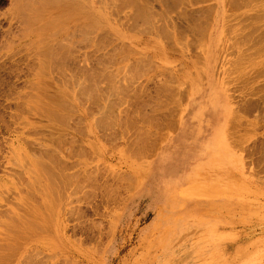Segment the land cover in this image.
Listing matches in <instances>:
<instances>
[{
	"label": "rangeland",
	"instance_id": "obj_1",
	"mask_svg": "<svg viewBox=\"0 0 264 264\" xmlns=\"http://www.w3.org/2000/svg\"><path fill=\"white\" fill-rule=\"evenodd\" d=\"M21 1L23 0H16V2L15 0H0V63L2 64H0V264H264V17L256 19L257 13L261 12L260 14H264V0H244L243 8H240L239 11L233 10L234 7L231 6L234 0H229L231 4L228 0H204L201 3L199 2L195 8H201L202 16L204 15L203 17L206 18L204 20L208 23L205 24V27L206 25L208 26L205 28L207 36L204 34L206 38L200 37L202 38L201 42L204 41L203 38L205 39L203 47L201 42L198 45L199 38L192 36L191 38L189 35L185 37L186 39L181 40L179 46L174 47L164 35L158 34L155 30L154 33L149 31V26H147L149 23L147 21L144 22L146 19L143 18L146 17L142 16L145 14L142 9L143 6L149 5V8L145 7V9L148 13H151V16H156V12L159 10L157 0H150L152 3L147 0H130L132 2H140L137 4V6L139 5L138 7L134 6L137 2H134L135 4H132V6L128 0H119L118 3V0H109L111 3H106L108 0H71L73 4L69 2L70 0H60L64 2L59 4H57L59 0H53L52 2H50L51 0H45L46 2L42 4H47L48 6L50 3L48 7H42L40 0H30V3L33 1L39 2L36 5L33 2V9L37 7L39 11L49 9L46 10L47 16L45 17L46 11L43 14L41 13L42 11L39 13H37L38 11L34 12L33 9L27 8L29 5L27 0H25L28 6L24 1L23 3L26 5L27 10L22 7L23 5H20L23 4ZM101 1L105 3L102 2L100 4ZM126 1L132 7L128 5L125 9ZM53 2H57V6ZM82 2L88 5H80L79 3ZM113 2H115V5ZM121 3L123 9L121 8ZM40 4L42 8L39 6ZM105 4H110V6L112 4L114 6L116 4L120 5V7H116L118 9L121 8L120 16L118 15V10V14L114 12V6L106 8L107 5ZM19 5L21 8H19ZM77 5L82 8L85 6V13H82V8H78ZM73 7L78 8L75 10L77 14L80 13V16L76 14ZM88 7L89 9H87ZM131 8L136 9H133L135 11H133L135 13L133 16L134 20L131 17L133 15ZM155 8L158 10L156 11ZM24 9L26 10L24 13L27 16H24ZM68 9H71L72 12L71 10L68 11ZM202 9L207 11L203 14ZM29 10H33L36 14H32L33 12H29ZM88 10L90 13L92 11V13H87L86 11ZM122 10H124V14ZM138 10L139 12L137 13L136 11ZM13 12L17 15L21 14L23 17L20 16L19 19ZM64 12L69 13L65 15L66 13L64 14ZM71 13L72 15H70ZM31 14L33 16L38 14L39 19ZM60 14L64 15V17L66 16L67 19L71 18L70 21L66 20L65 17L63 18V20L65 19V22L63 21L65 24H63L60 21L62 18ZM85 14L90 18H97H92V20L89 18L87 20L88 16L86 17ZM238 14L241 15L239 18L237 17L239 16ZM15 15L16 17L14 18ZM54 15L61 17L59 20L55 16L60 21L57 20L58 24L56 19H53L55 18ZM91 15L93 16L91 17ZM8 16L12 19H18L12 23V19ZM47 18H50V20ZM129 18L130 21L127 20ZM136 18L138 23L136 24L140 26L142 23L140 27L142 25L144 27L146 24L147 31L144 29L145 27H142L143 31L142 28L140 30L137 29L136 24L132 23ZM153 18L156 17L153 16ZM32 19L35 22L34 24H32L33 22L29 23ZM21 20L30 25H24L22 22L21 25L24 27H19L20 24H17V21L21 23ZM37 20H41L43 23ZM45 20L49 22L52 20L51 23L54 29L51 23H49L51 27L48 25L51 29H48V22L46 23ZM95 21L98 22L94 23ZM53 22L56 24H53ZM66 23L70 26H65ZM78 24L82 28L78 29L79 31L76 28L75 31L74 26L76 25L79 28ZM83 24H87V29L90 26L96 32L92 31L94 34H91L90 29L87 32L90 34L88 35L86 33L87 29H85L82 30V34L81 29L85 27ZM256 24H259V26ZM44 25L47 27L44 28L47 31L45 33L51 34L52 38L55 39L54 41L50 40L52 39L49 38L50 35H47V42H44ZM62 25L65 26H63V29H65L62 32L60 31L61 33L58 31L60 34L59 38L56 30L57 28L62 29ZM92 25L96 26L97 29L94 26L92 27ZM227 25H231L229 26L231 30ZM8 26H11L10 29L12 28L9 35L6 33L7 30L9 32ZM34 27L38 30L34 31ZM15 28L17 31L13 30ZM19 28L20 30H18ZM25 28L26 30L30 29V31L24 30L26 33L23 31L22 33L19 32ZM254 28L256 29L254 30ZM39 29L42 34L39 33ZM73 29L75 32H73ZM12 30L15 31L14 35ZM18 32L22 36L24 35V38L20 34L21 37L16 35ZM3 33H5V36H3ZM52 33L56 35L54 34L53 36ZM68 33H72L70 34L71 36ZM27 34L31 38H28ZM257 35L260 37L263 35V37L260 38ZM13 36H16V39ZM68 37L75 44L72 41L68 44L67 41L70 42ZM87 37L89 38L86 39ZM62 39H68L64 42H67L69 47L74 44V49L73 47L72 49L75 52L71 47L68 48L69 51L67 49L66 53H69L70 50L72 51L66 57L64 56L65 50L63 49L64 51H62L66 43H62V45L60 43ZM31 40L33 41L31 42ZM77 40L80 44H78ZM81 40H83L82 43ZM48 41L49 44H47ZM90 41L96 45L90 43ZM196 41L198 42L196 43ZM58 42L60 44L55 46V43ZM52 43H54V48L62 45V48L60 47L61 51L59 48L54 49L55 51L59 49L58 53L61 52L62 61L60 58H55L57 61L59 59L58 63L53 58L54 61L51 60L52 65L54 64L58 68L63 62L65 64L70 62L66 65L75 67L68 66L69 69L65 64H63L65 67L63 65H61L63 68L60 67L64 69V72H62L63 76L66 77L67 74V77L69 75L71 78L62 77L63 80L61 79V81L62 74H59L63 70L60 71V68L58 70L54 68L55 70L50 71V67L53 66L51 64L48 66L47 62L51 63L49 60L52 59L50 55L56 57L57 53L54 55L53 52L55 51L50 47ZM244 43H247V45ZM42 45L43 47H41ZM75 45L76 47L79 46V49L80 47L84 49L85 52L78 50ZM89 45L90 47L85 48ZM44 46L49 47L44 48ZM39 49L40 53L48 55L47 57L45 56L44 60L43 55L39 52V57L38 55L35 56L37 60L41 58L44 61L45 64L42 62L44 66H40L41 61L37 63L33 57ZM46 49L48 50L46 51ZM49 49L50 53L48 52ZM18 51L20 52L18 53L19 55L17 54ZM29 51L32 53L30 54ZM73 52L74 58H71ZM81 52L86 58V65L82 62L84 58ZM87 52L96 53L95 55L91 53L92 56L90 58L87 56V59ZM11 53L14 54L12 55ZM24 54H28V56ZM11 55L15 59L17 58L18 64L14 58H11ZM57 56L59 55L57 54ZM76 57L78 59L82 57L79 59L82 67L79 64L78 67L77 64L73 63ZM9 58L11 59L9 60ZM24 58L25 62H22V64L24 63L22 65L21 60L24 61ZM32 59H35L33 65ZM88 62L89 64L91 62L96 64L91 63L93 65L90 64V66ZM55 63L58 64L55 65ZM28 64H30L31 68H27ZM35 64L41 69H35ZM66 68L69 71L72 69L71 73ZM76 68H78V75ZM142 69L145 72L141 71ZM41 70H46V72ZM155 71L156 74H159L156 75ZM65 72L66 74L64 75ZM73 73L76 74L74 75ZM111 73H114V78H111L113 76ZM45 74L48 75L46 76ZM86 74H89V76L87 77ZM38 75L41 76L39 77ZM152 76L155 79H152ZM156 77H162L172 88L171 96L169 95V101L165 103V106L161 105L160 107L158 102L157 108H160L158 109L159 111L156 110L158 112L156 117L160 118V121L157 120L159 125L151 123L153 125L151 126L147 122V124L139 126L148 129L145 133L143 131L145 128L140 131H136L137 128L130 126H128L129 129L127 126V129L123 128L124 123L122 125L119 121L125 122L132 112L130 110H134L130 118L136 115V106L133 107L132 97L136 96L137 100L139 99L138 104L137 102L134 103L143 106V102L140 99L148 98L147 95L156 93V84L161 79L159 78V81H157L158 78L156 79ZM57 78L58 82H56ZM85 78L87 80H83ZM70 79L71 82L69 81ZM148 80H151L154 84L151 81L148 82ZM39 81L40 83L38 84ZM94 82L96 83L93 84ZM139 83H142L143 89L145 88L143 96H141L142 88L140 89ZM171 83L176 88L170 85ZM110 85H113L115 89ZM138 86L139 88H136ZM37 88L41 90L39 91ZM83 89L84 91H82ZM55 90L58 91L55 92ZM62 92L65 93L63 94ZM100 93L103 96H99ZM105 93L107 95H104ZM39 94H43L42 96L45 98ZM52 94L54 95L52 96ZM89 94L91 97H87ZM38 96L41 97L39 98ZM50 96L52 97L50 98ZM52 98L55 101H60L58 103L59 106L55 104L56 102L54 103V100L51 101ZM97 98L98 100H96ZM133 98L136 99L135 97ZM49 99H51L50 102L54 103L53 105L49 102ZM41 101L43 102L41 103ZM64 101L65 103H63ZM110 102L113 103L111 104ZM61 105L62 107H60ZM146 107L144 110L146 112L145 116L151 113V108L149 106ZM46 108L51 109L53 112L48 109L46 111ZM188 109H192L193 112L190 116L187 113ZM64 114L68 116L66 117ZM107 114L108 117L109 115L111 117L109 121L114 122L111 127H106L101 123L104 120L106 121L107 118L105 119V117H107ZM123 114L125 118L122 117ZM54 115H57L56 118ZM57 118H60L61 122ZM120 118H123V120H120ZM190 119L196 121L194 125L191 123L192 126H189L191 131L190 139L192 136L191 141L194 142L188 143L182 149L177 148L171 152L169 157L158 161L152 174L151 172L148 173L150 164L152 162L155 163L154 161L163 152L165 142L169 138L179 137L181 135L182 122L187 123ZM212 123L216 124L210 128L206 127ZM171 126L172 129H170ZM52 127L55 128L52 129ZM121 129L128 131L123 133ZM136 132H142L144 136L150 135L149 138L148 136L145 137L150 141L146 140L147 143L153 142L151 143L153 145H150L152 147L154 145L157 146L153 147L154 149H150L151 146L146 144V141H143L145 146L142 142L143 144L141 145L144 146V149L140 150H144V153L138 148V155L136 154L138 157L141 155L139 158L136 155L131 156L130 151L132 150H128L129 145L134 144L130 140L134 141L135 139L134 136L131 138L130 136L133 133L136 136L138 134ZM139 135L140 133L138 137ZM126 140L128 143L130 141L131 144H128ZM206 140L212 141L214 147L206 149L205 144L208 142H205ZM135 143L137 142L135 141ZM148 145L150 148H148ZM146 146L147 148L145 149ZM126 148L127 152L125 151ZM147 149L149 152L146 151ZM189 152L198 156V159L191 166L184 162ZM34 161H36V164ZM97 167H100L101 171L103 168L104 175L113 176L116 179L119 178V181H116L117 183L110 182V184L113 183L118 188L117 196L116 198H111L112 201H101L103 200V197L101 198L103 194L101 195V193L94 194L95 196L91 197L92 201L90 199L91 195L89 193L94 192H92L94 186L92 184L91 187H93L88 192L90 187L87 188L88 184H84L86 183L84 178L91 171L96 172L98 170L100 174L101 171ZM99 174L95 173L94 175L99 176ZM106 175L104 176L105 178L107 177ZM179 175L181 176L179 177ZM82 176L85 177L83 178ZM103 176L102 178H97L102 179L101 181L104 182ZM91 177L93 178L94 176L92 175L89 178L91 179ZM97 178L94 177V182L90 179H85H87L86 181L97 183ZM78 179H80V182H83L82 180L84 182L78 184L80 183ZM126 180H128V183ZM130 180L134 183H129ZM98 182L102 184L99 180ZM78 185L82 187L80 188ZM85 185L87 189L84 188ZM130 185H133V187H130ZM96 186L98 187V183ZM82 188H84V191ZM86 191L88 192L87 198H85ZM83 193L85 194L83 195ZM25 195H28V197ZM107 196V194L104 196L105 199H107ZM108 199L110 200V198ZM105 202L108 203L104 204ZM97 205L99 206L98 211L93 208H98ZM99 212L103 216L99 215ZM91 232L96 236L94 237Z\"/></svg>",
	"mask_w": 264,
	"mask_h": 264
},
{
	"label": "bare ground",
	"instance_id": "obj_2",
	"mask_svg": "<svg viewBox=\"0 0 264 264\" xmlns=\"http://www.w3.org/2000/svg\"><path fill=\"white\" fill-rule=\"evenodd\" d=\"M13 1H14V0H13ZM23 1H24L25 4H26V1H25V0H23ZM23 1H21V2L23 3ZM38 1H39V0H38ZM38 1H33V2H35L34 4L36 5V4H39ZM40 1H41V4H42V3L44 4L47 0H46V1H45V0H43V1L40 0ZM48 1H50V0H48ZM52 1H53V0H51L50 2H52ZM64 1H65V0H64ZM64 1H60V0H59V1H57L58 3H57V2H56V3L59 4V3L64 2ZM80 1H81V0H80ZM82 1H83V0H82ZM99 1H100V0H99ZM112 1H113V0H112ZM120 1H121V0H120ZM128 1H130V0H128ZM132 1H133V0H132ZM132 1H130L131 3L129 2L131 5H132V4H135V3L137 2V1H134V2H135V3H134V2H132ZM138 1H139V0H138ZM143 1H144V0H143ZM147 1L151 2L150 0H147ZM155 1H156V0H155ZM155 1H154V3H155ZM202 1H204V0H157V4H158V9H159V10L155 8L156 11L158 10V12H156V16L153 15V16L156 17V18H153V16H151V13H150V12L148 13L147 10L145 9V7H146V8H149V7H148L149 5H148V6H143L142 12L145 13V14L142 15V16H143V17H146V18H143V19H146V20H144V22L147 21V22L149 23V24H148V23L146 22V23L148 24L147 26H149V29H150L149 31H150V32L153 31V33H154V30H155L158 34H160V35H161V34L164 35V37H166L168 40H170V43H171L174 47L179 46V44H181V40H183V39H184L186 36H188V35H189L190 37L192 36V37H194V38H199L200 41H199L198 39H197V40H198L199 42L196 41V43L198 42V45H199L200 42L202 41V38H200V37H204V38H206L207 35L205 34V30H206L205 28L208 27L207 25H206V27H205V24H208V23H206V21L204 20V18H205V17H203L204 15L202 16V13H201V10H200L201 8H200V9H196V8H195V6H196L199 2L201 3ZM228 1H229V0H228ZM228 1H227V2H228ZM254 1H255V0H254ZM261 1H262V0H261ZM15 2H16V0H15ZM15 2H14V3H15ZM21 2H20V3H21ZM27 2H28L27 4L29 5V6H28V5L26 4V5L28 6L27 8H31V9H33V2L30 3V0H27ZM69 2H71V0H70ZM84 2H85V1H84ZM86 2H87V1H86ZM102 2H104V1H101L100 4H101ZM108 2H109V0H108L106 3H108ZM118 2H119V0L117 1V3H118ZM124 2H125V1H124ZM227 2H226V3H227ZM229 2H230V1H229ZM258 2H259V1H258ZM29 3L32 5V7H31V5H30ZM53 3H55V2H53ZM56 3H55V4H56ZM71 3H72V2H71ZM71 3H70V4H71ZM77 3H78V2H77ZM87 3H88V2H87ZM87 3H84V4L88 5L89 3H88V4H87ZM104 3H105V2H104ZM109 3H111V2H109ZM114 3H115V2H113V4H114ZM138 3H140V2H137L134 6H135V7H138V6H139V5L137 6ZM145 3H146V2H145ZM151 3H152V2H151ZM154 3H153V4H154ZM25 4L23 3V4H20V5H21V6L23 5L22 7L25 8V9H27ZM41 4L39 5L40 7H41ZM43 4H42V7H43V6L48 7V6L50 5V3H49L48 6H47V4H46V5H43ZM57 4H56V6H57ZM65 4H66V3H65ZM72 4H73V3H72ZM79 4H80V5H84L83 2H82V3H79ZM95 4H96V3H95ZM113 4H112L111 6H110V4H109V5H108V4H105V5H107L106 8L109 7V6H110V8H111L112 6L115 5V4H114V5H113ZM125 4H126L125 9H126V7H127L128 5H130V4H127V1H126ZM142 4H144V3H142ZM230 4H231V2H230ZM243 4H244V0H234L233 5L231 4V6L234 7L233 10H238V11H239L240 8H243V7H242ZM255 4H256V3H255ZM257 4H258V3H257ZM14 5H15V4H14ZM20 5H19V8H21ZM51 5H52V4H51ZM62 5H64V4H62ZM68 5H69V4H68ZM75 5H76V4H75ZM90 5H91V4H90ZM90 5H89V7H90ZM131 5H130V6H131ZM146 5H147V4H146ZM150 5H151V4H150ZM58 6H59V5H58ZM65 6H66V5H65ZM77 6H78V5H77ZM132 6H133V5H132ZM132 6H131V7H132ZM151 6H153V5H151ZM227 6H228V5H227ZM259 6H260V5H259ZM42 7H41V8H42ZM83 7H84V8L78 6V8H82V9H83V10L81 9V12H82V13L85 11V10H84V9H85V6H83ZM86 7H87V6H86ZM89 7H88L87 9H89ZM116 7H120V5L118 6V5L116 4V6L113 7L114 12H116V13L118 14V12H117V10H118V11H119V14H118V15L120 16L121 8L123 9V7H122V3H121V8L118 9V8H116ZM135 7H134V8H135ZM257 7H258V6H257ZM15 8H16V7H15ZM15 8H14V9H15ZM37 8H38V7H37ZM37 8H34V9H33L34 12H37V11H38L37 13H39V12L42 11V12H41L42 14L48 9V8H47V9H45L44 11H43V9H42L41 11H39V9H37ZM52 8H53V7H52ZM52 8H51V9H52ZM61 8H62V7H61ZM66 8H68V7H66ZM78 8H77V9H78ZM95 8H96V7H95ZM110 8H109V10H110ZM134 8H131V9H132V13H133L134 10H136V9H134ZM140 8H142V7H140ZM198 8H199V7H198ZM211 8H212V7H211ZM25 9H24V11L22 10L23 13L26 11ZM36 9H37V10H36ZM58 9H59V8H58ZM58 9H57V10H58ZM73 9L75 10L76 7H75V8L73 7ZM77 9H76V10H77ZM115 9H116V11H115ZM133 9H134V10H133ZM137 9H138V8H137ZM152 9H153V7H152ZM208 9H209V8H208ZM259 9H260V8H259ZM27 10H28V9H27ZM33 10H31V11L29 10V12H33ZM35 10H36V11H35ZM48 10H49V9H48ZM57 10H55V11H57ZM70 10H71V9H70ZM70 10L68 9V11H70ZM74 10H73V11H74ZM76 10H75V11H76ZM90 10H91V9H90ZM93 10H94V9H93ZM139 10L141 11V9H139ZM139 10L136 11V12L138 13ZM148 10H149V9H148ZM203 10H204V9H202V11H203ZM209 10H210V9H209ZM11 11H12V10H11ZM22 11H21V12H22ZM50 11H51V10H50ZM50 11H48V12H50ZM66 11H67V10H66ZM112 11H113V10H112ZM112 11H111V12H112ZM122 11H123V14H124V10H122ZM149 11H151V10H149ZM153 11H154V10H153ZM205 11H207V10H205ZM205 11H203V14H204ZM262 11H263V10H262ZM14 12L17 13V11H15V10H14ZM14 12H13V13H14ZM34 12H33L32 14H36V13H34ZM71 12H72V10H71ZM86 12H87V13H88V12L90 13L89 10L86 11ZM98 12H99V11H98ZM114 12H113V14H114ZM134 12H135V11H134ZM151 12H152V11H151ZM154 12H155V11H154ZM13 13H12V14H13ZM16 13H14V14H16ZM19 13H20V11H19ZM23 13H22V14H23ZM41 13H40V14H41ZM65 13H66V14H65ZM67 13H69V12H64L65 15H67ZM84 13H85V12H84ZM87 13H86V14H87ZM91 13H92V11H91ZM91 13H90V14H91ZM260 13H261V12L257 13V17H256V19H259V18H261V17H262V18L264 17V16H263L264 14L262 15V14H260ZM262 13H263V12H262ZM10 14H11V13H10ZM26 14H29V13H26ZM32 14H31V15H32ZM40 14H39V15H40ZM50 14H52V13L50 12ZM56 14H57V13H56ZM74 14H75V13H74ZM76 14H77V11H76ZM86 14H85V16H86ZM113 14H112V15H113ZM117 14H115V15H117ZM134 14H135V13H133V15L131 14L132 16H131V15H130V16L133 17ZM140 14H141V13H140ZM16 15H17V14H16ZM16 15L14 16V18L16 17ZM31 15H29V16L32 17L33 15H32V16H31ZM37 15H38V14H37ZM37 15H36V16H33V17H37V19H39V18H38L39 16H37ZM61 15H62V14H60V16H61ZM70 15H72V13H71ZM77 15L80 16V13L77 14ZM83 15H84V14H83ZM96 15H97V13H96ZM121 15H122V14H121ZM205 15H206V14H205ZM238 15H239V14H238ZM261 15H262V16H261ZM20 16L23 17L21 14H18V15H17L18 18H19ZM24 16H27V15H25V13H24ZM29 16H28V17H29ZM41 16H42V15H41ZM41 16H40V17H41ZM45 16H47V11H46V15H44V17H45ZM55 16H56L58 19L61 18V17H59V16H57V15H54V17H55ZM79 16H77V17H79ZM87 16H88V15H87ZM87 16H86V17H87ZM92 16H93V15H91V17H92ZM136 16H137V15H136ZM136 16H135V17H136ZM230 16H231V15H230ZM240 16H241V15H239V16H237V17L239 18ZM4 17H5V16H4ZM8 17L11 18L10 16H8ZM30 17H29V18H30ZM42 17H43V16H42ZM44 17H43V18H44ZM56 17H55V18L52 17V18H53L54 20L56 19V23L58 24V22H57L58 19H57ZM65 17H66V16H65ZM65 17H64V15H62L61 20H60V19H59V20L62 21V23H63V21L65 22V19L63 20V18H65ZM71 17H72V16H71ZM116 17H117V16H116ZM139 17H140V16H139ZM151 17H152V18H151ZM9 18H8V19H9ZM14 18H13V19L11 18L12 21H13L12 23L16 22V20L18 19V18H16V19H14ZM24 18H25V17H24ZM24 18H23V19H24ZM43 18H42V19H43ZM68 18H70V17H68ZM84 18H85V17H84ZM89 18H90V17L88 16L87 20H89ZM92 18H93V17H92ZM92 18H90V20H92ZM96 18H97V17H95V18H93V19H96ZM101 18H102V17H101ZM118 18H119V17H118ZM140 18H141V17H140ZM251 18H252V17H251ZM1 19H2V18H1ZM3 19H5V18H3ZM19 19H20V18H19ZM23 19H22V20H23ZM26 19H27V17H26ZM42 19H41V20H42ZM47 19L50 20V18H47ZM53 19H52V20H53ZM70 19H71V18H70ZM70 19H67V17H66V20L70 21ZM82 19H83V18H82ZM120 19H121V18H120ZM141 19H142V18H141ZM205 19H206V18H205ZM241 19H242V18H241ZM249 19H250V18H249ZM14 20H15V21H14ZM22 20H21V23H18V21H17V24H20L19 27H24V26H22L21 24H22L23 21H24V22H26V21H25V20L22 21ZM34 20H36V18H34ZM41 20H37V21L40 22ZM48 20H45L46 23L48 22L47 27H48V25L50 26L49 23L52 22V20H51L50 22H49ZM54 20H53V21H54ZM59 20H58V21H59ZM85 20H86V19H85ZM87 20H86V21H87ZM97 20H98V19H97ZM117 20H118V19H117ZM127 20L130 21V18L127 19ZM131 20H132V19H131ZM133 20H134V17H133ZM133 20H132V21H133ZM233 20H234V18H233ZM260 20H261V19H260ZM6 21H8V20H6ZM9 21H10V20H9ZM60 21H59V22H60ZM73 21H74V20H73ZM77 21H80V20H77ZM81 21H82V20H81ZM83 21H84V20H83ZM135 21H136V22H135ZM135 21H133L132 23H135V24H136V23H137V18H136ZM226 21H227V20H226ZM240 21H241V20H240ZM19 22H20V20H19ZM24 22H23L24 25H30L31 22H33V19L29 22L30 24H28V23H24ZM27 22H28V21H27ZM41 22H42V21H41ZM92 22H93V21H92ZM97 22H98V21H97ZM97 22L95 21L94 23H97ZM125 22H126V21H125ZM144 22H143V23H144ZM227 22H228V21H227ZM241 22H242V21H241ZM241 22H240V23H241ZM34 23H35V22H33L32 24H34ZM42 23H43V22H42ZM56 23L53 22V24H56ZM62 23H61V24H62ZM74 23H75V21H74ZM94 23H91V24H94ZM242 23H243V22H242ZM242 23H241V24H242ZM259 23H260V22H259ZM8 24H9V23H8ZM38 24H39V23H38ZM40 24H41V23H40ZM44 24H45V23H44ZM63 24H65V23H63ZM79 24H80V23H79ZM79 24H78V25H79ZM91 24H90V25H91ZM124 24H125V23H124ZM137 24H138V23H137ZM137 24H136L137 29L140 30V29L143 27V25H142V27H140L142 23H141V24L139 23L140 26L137 25ZM144 24H145V23H144ZM227 24H228V23H227ZM10 25H12V24H10ZM14 25H15V24H14ZM35 25H37V24H35ZM42 25H43V24H42ZM68 25H69V24L66 23L65 26H68ZM81 25H82V23H81ZM81 25H79V28H78V26L76 27V25H75V26H74L75 31H76V28H77V30L80 29V28H82ZM88 25H89V24H88ZM145 25H146V24H145ZM145 25H144L145 28H144V27H143V28L146 30L147 27H146ZM231 25H234V24H231ZM231 25H227L228 28H230V30H231V27H229V26H231ZM256 25L259 26V24H256ZM12 26H13V25H12ZM15 26H17V25H15ZM31 26H32V25H31ZM51 26H52V28L54 29L52 23H51ZM51 26H50V27H51ZM54 26H55V25H54ZM57 26H58V25H57ZM63 26H64V25H62V27L60 26L62 29L57 28V30L55 29L57 32H56V31H54V32H56L57 35H58L59 33L62 32V30L65 29V28L63 29ZM65 26H64V27H65ZM69 26H70V25H69ZM83 26H85V27H83V29H81V31L87 29V27H86L87 24H86V25L83 24ZM93 26H94V25H92V27H93ZM98 26H99V25H98ZM130 26H131V23H130ZM138 26H139V27H138ZM234 26H235V25H234ZM242 26H244V25H242ZM258 26H257V28H258ZM261 26H262V25H261ZM8 27H9V26H8ZM10 27H11V26H10ZM10 27L8 28V29H9V32H8V30H7V32L5 31V32L7 33V35H9V33L11 32L10 30H11L12 28L10 29ZM13 27H14V26H13ZM17 27H18V26H17ZM35 27H36V26H35ZM35 27H34V28H35ZM37 27H40V26L37 25ZM45 27H46V25H44L43 30H44ZM47 27H46V28H47ZM94 27L96 28V26H94ZM133 27H134V26H133ZM253 27H254V26H253ZM253 27H252V28H253ZM255 27H256V26H255ZM27 28H29V26H27ZM70 28H71V27H70ZM143 28H142V31H143ZM48 29H51V28L48 27ZM48 29H47V30H48ZM74 29H73V32H75ZM90 29H91V34H94V33H92V31H93L92 29H93V28H90V26H89V28L87 29L86 33L89 32L88 30H90ZM96 29H97V28H96ZM135 29H136V28H135ZM135 29H134V30H135ZM255 29H256V28H254V30H255ZM259 29H260V28H259ZM13 30L17 31L16 28L13 29ZM13 30H12V31H13ZM18 30H20V28H19ZM24 30H25V31H30V29H29V30H26V28H25V29H23V30L21 29V31H19V32H21V33H22V31L25 32ZM37 30H38V29H37ZM37 30H36V28H35L34 31H37ZM39 30H40V29H39ZM41 30H42V27H41ZM41 30H40V32H39L40 34H42V33H41ZM145 30H144V32H146L148 29H147L146 31H145ZM241 30H242V28H241ZM15 31H13V33H12L13 35H14ZM58 31H59V33H58ZM60 31H61V32H60ZM66 31H67V30H66ZM78 31H79V30H78ZM94 31L96 32L95 29H94ZM94 31H93V32H94ZM101 31H102V30H101ZM207 31H208V29H207ZM19 32H18V34L16 33V35H19V34H20ZM45 32H47V31L44 30L43 34H44ZM70 32H71V31H70ZM137 32H138V31H137ZM140 32H141V31H140ZM144 32H142V33H144ZM240 32H242V31H240ZM25 33H26V32H25ZM28 33H29V32H28ZM48 33H49V32H48ZM77 33H78V32H77ZM81 33L83 34V31H82ZM84 33H85V32H84ZM86 33H85V34H86ZM105 33H106V32H105ZM202 33H203V34H202ZM232 33H233V32H232ZM10 34H11V33H10ZM23 34H24V33H23ZM45 34H46V33H45ZM45 34H44L45 38H43L44 36L42 35V36H43L42 38L45 39V41H44V40H42V41L47 42L48 37H47V39H46V36H47L48 34H46V35H45ZM54 34H55V33H54ZM54 34L52 33L53 36H54ZM70 34H72V33H70ZM70 34L68 33V35H70ZM87 34H88V33H87ZM87 34H86V35H87ZM151 34H152V33H151ZM204 34H205L206 36H204ZM230 34H231V33H230ZM245 34H246V33H245ZM20 35H21V34H20ZM20 35H19V36H20ZM27 35H28V34H27ZM27 35H26V36H27ZM30 35H31V34H30ZM49 35H50L49 38H52L51 34H49ZM49 35H48V36H49ZM55 35H56V34H55ZM66 35H67V34H66ZM73 35H74V34H73ZM73 35H72V36H73ZM77 35H78V34H77ZM88 35H90V34H88ZM88 35H87V36H88ZM156 35H157V34H156ZM201 35H202V36H201ZM3 36H5V33H3ZM19 36H17V37H19ZM21 36H22V35H21ZM21 36H20V37H21ZM23 36H24V35H23ZM23 36H22V37H23ZM70 36H71V35H70ZM74 36H75V35H74ZM74 36H73L72 38H74V40H75V37H74ZM83 36H84V35H83ZM234 36H235V35H234ZM6 37L9 38L8 36H6ZM11 37H12V36H11ZM13 37H15V39H16V36H13ZM20 37H19V38H20ZM29 37H30V36L28 35V38H29ZM39 37H40V36H39ZM62 37H63V36H62ZM89 37H90V36H89ZM89 37H87L86 39H88ZM192 37H191V38H192ZM242 37H243V36H242ZM245 37H246V36H245ZM257 37H260V36L257 35ZM262 37H263V35H262ZM262 37H260V38H262ZM23 38H24V37H23ZM28 38H26V39H28ZM30 38H31V37H30ZM56 38H57V37H56ZM59 38H60V34H59ZM68 38H69L70 42L67 41L68 39H64V40L62 39L63 42H62V40H61V42H60L61 44H62V43H66V44H64V47H63V48L61 47L63 44L60 45V47L62 48V51L65 50V52H64L65 55L62 53L65 57H66V55L69 56V53L74 49V46H73V45L75 44L74 41H72V39H70V37H68ZM81 38H82V37H81ZM81 38H79V39H81ZM92 38H93V37H92ZM204 38H203V40H204L203 42L205 43V39H204ZM229 38H230V37H229ZM260 38H259V39H260ZM2 39H3V38H2ZM34 39H35V38H34ZM34 39H33V40H34ZM40 39H41V37H40ZM185 39H186V38H185ZM6 40H7V39H6ZM9 40H10V39H9ZM33 40H31V42H32ZM37 40H38V39H37ZM50 40H53V41H54L55 39L52 38V39H50ZM56 40H58V39H56ZM59 40H60V39H59ZM83 40H84V39H83ZM83 40H81V43H82ZM90 40H91V39H90ZM92 40L94 41V38H93ZM249 40H250V39H249ZM12 41H13V40H12ZM12 41H11V42H12ZM27 41H28V40H27ZM35 41H36V40H35ZM53 41H52V42H53ZM64 41H67L68 44L71 43V41L74 43L72 46H70L71 49H72V47H73V49L70 50L69 53H66V52H67L66 50H67L68 48H70V47L67 45V42H64ZM173 41H174V42H173ZM184 41H186V40H184ZM193 41H194V40H193ZM207 41H209V40L207 39ZM243 41H244V40H243ZM250 41H251V40H250ZM3 42H4V40H3ZM6 42H7V41H6ZM13 42H15V41H13ZM55 42H57V41H55ZM77 42H79V41L77 40ZM85 42H87V41H85ZM203 42H201L202 47L204 46V45H203ZM29 43H30V42H29ZM60 43H59V42H58V43H55V46H56L57 44H60ZM90 43L94 44V42H91V41H90ZM95 43H96V42H95ZM206 43H207V42H206ZM209 43H210V42H209ZM247 43H249V42L247 41ZM247 43H246V44L244 43V44L247 45ZM13 44H14V43H13ZM26 44H28V43H26ZM47 44H49V41H48ZM53 44H54V43H52V46H50L51 48H53V49H52L53 51H55V50H54L55 48H59L60 51H61V48L58 47L59 45H58L57 47L54 48ZM78 44H80V42H79ZM85 44H87V43H85ZM88 44H89V40H88ZM88 44H87V45H88ZM92 44H91V46H92ZM238 44H239V43H238ZM0 45H1V44H0ZM11 45H12V44H11ZM11 45H10V46H11ZM24 45H25V43H24ZM24 45H22V46H24ZM37 45H38V44H37ZM44 45H45V43H44ZM50 45H51V43H50ZM65 45L67 46V48H66ZM83 45H84V44H83ZM94 45H96V44H94ZM108 45H109V43H108ZM182 45H183V43H182ZM205 45H206V44H205ZM256 45H257V44H256ZM259 45H260V44H259ZM25 46H26V45H25ZM28 46H29V45H28ZM32 46H33V44H32ZM32 46H31V47H32ZM97 46H99V45H97ZM188 46H190V45H188ZM209 46H210V45H209ZM248 46H250V45H248ZM252 46H253V45H252ZM41 47H43V45H42ZM46 47H49V46H44V48H46ZM75 47H76V45H75ZM88 47H90V45L87 46V47H85V48H88ZM94 47H96V46H94ZM94 47H93V48H94ZM184 47H185V45H184ZM186 47H187V46H186ZM200 47H201V46H200ZM200 47H199V48H200ZM259 47H260V46H259ZM263 47H264V46H263ZM34 48H35V47H34ZM34 48H33V49H34ZM39 48H40V47H39ZM76 48H77L78 50H83V51L85 52V50L82 49L81 47H80V49H79V46L76 47ZM96 48H97V47H96ZM96 48H95V49H96ZM233 48H234V47H233ZM248 48H249V47H248ZM251 48H252V47H251ZM19 49H20V48H19ZM24 49H25V48H24ZM40 49H43V48H40ZM40 49L37 50V53L40 51ZM59 49H58V50H59ZM63 49H64V50H63ZM102 49H103V48H102ZM118 49H119V48H118ZM187 49H188V48H187ZM239 49H240V48H239ZM263 49H264V48H263ZM17 50H18V49H17ZM26 50H27V48H26ZM30 50H31V49H30ZM47 50H48V49H46V51H47ZM52 50H51V51H52ZM58 50H56L55 52L52 51V52L54 53V55H55L56 52H57V53H56V55H55L56 57H54L53 55H50L51 58H52V59H49L50 62H51V60H53V58H54V59H55V58H60V60H61V57H60L61 52L58 53ZM75 50H76V49H75ZM88 50H89V49H88ZM96 50H97V49H96ZM96 50H95V51H96ZM190 50H191V49H190ZM197 50H198V49H197ZM200 50H201V49H200ZM203 50H204V49H203ZM247 50H249V49H247ZM260 50H261V49H260ZM260 50H259V53H260ZM31 51H32V50H31ZM68 51H69V49H68ZM73 51H74V50H73ZM83 51H82V52H83ZM91 51H92V50H91ZM101 51H102V50H101ZM122 51H123V50H122ZM198 51H199V50H198ZM204 51H205V50H204ZM261 51H262V50H261ZM29 52H30V51H29ZM29 52H28V53H29ZM40 52H41V51H40ZM40 52H39V53H40ZM42 52L47 53V52H45V51H42ZM48 52L50 53V49H49ZM52 52H51V54H52ZM74 52H75V51H74ZM74 52H73V54L71 55V58H72V57L74 58ZM76 52H78V51L76 50ZM82 52H81V55H82L83 58H84V55H83L84 52H83V54H82ZM96 52H97V51H96ZM96 52H94V53L91 52V53H93V55H95ZM130 52H131V51H130ZM242 52H243V51H242ZM14 53H15V52H14ZM14 53H13V54H14ZM18 53H20V52L18 51L17 54H18ZM31 53H32V52H30V54H31ZM37 53H35V55H33V57H34L35 59H36L35 56L38 55V57H39V53H38V54H37ZM78 53H79V52H78ZM87 53H88V52H87ZM91 53H88L89 55L87 54L86 57L89 56V58H90V56H92ZM99 53H100V52H99ZM118 53H119V52H118ZM11 54H12V53H11ZM13 54H12V55H13ZM15 54H16V53H15ZM40 54L43 55V53H40ZM57 54H58L59 56H57ZM70 54H71V53H70ZM79 54H80V53H79ZM128 54H129V53H128ZM256 54H257V53H256ZM8 55H9V54H8ZM8 55H6V56H7V57H10V56H8ZM12 55H11V58H14V57H12ZM18 55H19V54H18ZM24 55H25V54H24ZM42 55H41V56H42ZM81 55H80V56H81ZM226 55H227V54H226ZM2 56H3V55H2ZM2 56H1V58H2ZM15 56H16V55H15ZM25 56H28V54L25 55ZM45 56H46V54L43 55V60L45 59ZM47 56H48V55H47ZM47 56H46V57H47ZM52 56H53V57H52ZM61 56H62V55H61ZM64 56H63V57H64ZM68 56H67V57H68ZM75 56H77V55H75ZM19 57H20V56H19ZM21 57H22V56H21ZM30 57H31V56H30ZM38 57H37V58H38ZM63 57H62V58H63ZM65 57H64V59H65ZM78 57H79V55H78ZM114 57H115V56H114ZM122 57H123V56H122ZM233 57H234V56H233ZM255 57H256V56H255ZM258 57H259V56H258ZM5 58H6V57H5ZM11 58H9V60H10ZM25 58H26V57H25ZM25 58H24V61L21 60V64H22V62H25ZM80 58H82V57H80ZM80 58H79V59H80ZM91 58H93V57H91ZM94 58H95V56H94ZM94 58H93V60H94ZM14 59H15V58H14ZM26 59H27V58H26ZM28 59H29V57H28ZM35 59H34V60H35ZM39 59H40V60H39ZM39 59H38V60L36 59V62L38 63V62L41 61V62H40V66H42L43 63H44V61H42L41 58H39ZM47 59H48V58H47ZM47 59H46V60H47ZM79 59L76 57L74 60H73V59H72V60H73V63H74V64H77V65L79 64L80 67H82V66H81L82 64H80L81 62H80ZM87 59H88V57H87ZM95 59H96V58H95ZM107 59H108V58H107ZM114 59H115V58H114ZM127 59H128V58H127ZM243 59H244V58H243ZM245 59H246V58H245ZM0 60H1V59H0ZM5 60H6V59H5ZM5 60H4V61H5ZM7 60H8V59H7ZM16 60H17V58L15 59V62L17 63L18 60H17V61H16ZM34 60L32 59V62H33V63L31 62L32 65L35 63ZM66 60H68V59L66 58ZM69 60L71 61L70 57H69ZM83 60H84V61H83ZM89 60H92V59H89ZM97 60H98V59H97ZM97 60H96V62H98ZM111 60H112V58H111ZM111 60H110V61H111ZM13 61H14V60H13ZM13 61H12V62H13ZM19 61H20V60H19ZM29 61H30V59H29ZM47 61H48V60H47ZM47 61H45V62H47ZM53 61H54V60H53ZM55 61H57V59H55ZM58 61H59V59H58ZM58 61H57V62H58ZM61 61H62V60H61ZM61 61H60V62H61ZM64 61H65V60H64ZM85 61H86V58L82 59V62H84V65H86ZM100 61H101V60H100ZM117 61H118V60H117ZM120 61H121V60H120ZM135 61H136V60H135ZM238 61H239V60H238ZM42 62H43V63H42ZM65 62H66V61H65ZM102 62H103V61H102ZM137 62H138V61H137ZM233 62H234V61H233ZM16 63H15V64H16ZM27 63H28V62H27ZM27 63H26V64H27ZM31 63H30V64H31ZM58 63H59V62H58ZM58 63H55V65L58 64ZM61 63H62V62H61ZM61 63H60V64H61ZM69 63H70V62H69ZM69 63H66V64H69ZM73 63H72V64H73ZM91 63H95V62H91ZM91 63H90V64H91ZM115 63H116V62H115ZM0 64H1V63H0ZM17 64H18V63H17ZM17 64H16V65H17ZM23 64H24V63H23ZM23 64H22V65H23ZM30 64H28L29 67L27 66V68H31V67H30ZM44 64H45V63H44ZM47 64H48V66H49V64L52 65V62H51V63H48V62H47ZM60 64H59V65H60ZM63 64H65V63L63 62ZM63 64H61V65H63ZM66 64H65V65H66ZM72 64H71V65H72ZM88 64H89V62H88ZM90 64H89V65H90ZM95 64H96V63H95ZM108 64H109V63H108ZM133 64H134V63H133ZM1 65H2V64H1ZM16 65H15V66H16ZM51 65H50V66H51ZM61 65H60V66H61ZM65 65H63V66L65 67ZM79 65H78V67H79ZM84 65H83V66H84ZM91 65H93V64H91ZM91 65H90V66H91ZM100 65H102V64H100ZM112 65H113V64H112ZM243 65H244V64H243ZM20 66H21V65H20ZM40 66H39V67H40ZM43 66H44V65H43ZM48 66H47V67H48ZM52 66H53V67H50V71L53 70L54 68L57 69V70L60 68L59 70H60V71L63 70V71H61V73H60L59 75H61L62 72H64V69H62V68H63L62 66H61L62 68H61L60 66H58V68H57V66L55 67L54 64H53ZM68 66H69V65H66V67H68ZM72 66H73V65H72ZM72 66H69V67H72ZM130 66H131V65H130ZM229 66H230V65H229ZM34 67H36L35 69L38 68V66H37L36 64H35ZM34 67H32V68H34ZM45 67H46V65H45ZM45 67H43V68L45 69ZM69 67H68V68H69ZM73 67H75V66H73ZM73 67H72V68H73ZM76 67H77V66H76ZM84 67H85V66H84ZM88 67H89V66H88ZM101 67H102V66H101ZM43 68H42V69H43ZM51 68H52V69H51ZM106 68H107V67H106ZM242 68H243V67H242ZM38 69L40 70L41 68H38ZM55 69H54V70H55ZM66 69H67V68H66ZM66 69H65V70H66ZM69 69H70V68H69ZM69 69H67V70L69 71ZM102 69H104V68H102ZM136 69H137V68H136ZM30 70H31V69H30ZM32 70H33V69H32ZM73 70H74V69H73ZM77 70H78V68H76V72H77ZM79 70H80V68H79ZM117 70H118V69H117ZM117 70H116V71H117ZM27 71H28V70H27ZM36 71H37V70H36ZM41 71H43V70H41ZM41 71H39V72H41ZM44 71L46 72V70H44ZM44 71H43V72H44ZM47 71H48V70H47ZM60 71H59V72H60ZM71 71H72V69H71ZM71 71H69V72L71 73ZM116 71H114V73H116ZM120 71H121V70H120ZM141 71H143V69H142ZM149 71H150V70H149ZM178 71H179V70H178ZM229 71H230V70H229ZM231 71H232V70H231ZM57 72H58V71H57ZM73 72H74V71H73ZM139 72H140V71H139ZM143 72H145V71H143ZM147 72H148V71H147ZM153 72H154V71H153ZM161 72H162V71H161ZM161 72H160V73H161ZM23 73H24V72H23ZM48 73H49V72H48ZM114 73H113V74H114ZM121 73H122V72H121ZM131 73H132V72H131ZM140 73H141V72H140ZM24 74H25V73H24ZM27 74H28V73H27ZM27 74H26V75H27ZM36 74H37V72H36ZM39 74H41V73H39ZM43 74H44V73H43ZM65 74H66V72L64 73V75H65ZM73 74H74V73H73ZM73 74H72V75H73ZM75 74H76V73H75ZM75 74H74V75H75ZM111 74H112V73H111ZM113 74H112V75H113ZM134 74H135V73H134ZM147 74H148V73H147ZM155 74H156V71H155ZM158 74H159V73H158ZM158 74H156V75H158ZM30 75H31V74H30ZM41 75H42V74H41ZM41 75H38V76L40 77ZM45 75H46V74H45ZM45 75H43V76H45ZM47 75H48V74H47ZM47 75H46V76H47ZM59 75H58V76H59ZM77 75H78V72H77ZM77 75H76V76H77ZM81 75H83V74H81ZM86 75H87V74H86ZM115 75H116V74H115ZM138 75H141V74H138ZM194 75H195V74H194ZM53 76H56V75H53ZM88 76H89V74L87 75V77H88ZM90 76H91V75H90ZM118 76H119V75H118ZM128 76H129V75H128ZM128 76H127V77H128ZM133 76H135V75H133ZM141 76H142V75H141ZM159 76H161V75H159ZM163 76H164V74H163ZM56 77H57V76H56ZM62 77H64V78H69L70 76L68 75V77H67V74H66V77H65V76H63V74H62L60 80H61V79L63 80ZM72 77H73V76H72ZM78 77H80V76H78ZM85 77H86V76H85ZM92 77H93V76H92ZM92 77H91V78H92ZM112 77L114 78V75L111 76V78H112ZM125 77H126V75H125ZM152 77H153V76H152ZM152 77H150V78H152ZM42 78H44V77H42ZM42 78H40V80H42ZM46 78H47V77H46ZM48 78H49V77H48ZM51 78H52V77H51ZM58 78H59V77H58ZM58 78L56 79V82H58V81H57ZM70 78H71V77H70ZM74 78H75V76H74ZM111 78H110V80H111ZM131 78H132V77H131ZM138 78H139V77H138ZM138 78H137V80H138ZM157 78H158L157 81H159V78L162 79V77H156V79H157ZM54 79H55V77H54ZM75 79L77 80V78H75ZM75 79H74V80H75ZM88 79H89V78H88ZM123 79H125V78H123ZM146 79H147V78H146ZM146 79H145V80H146ZM152 79H155V78L153 77ZM152 79H151V80H152ZM161 79H160L159 82L156 81L157 84H156V82H155V84H156V91H155L156 93H154L155 96L152 95V93H151L150 95H147L148 98L145 97V99H143V98L140 99V100H142V102H143V103H142L143 106H141V104H139L140 106L137 105V104L139 103V101H138L139 99L137 100L136 96H133V97H135L136 99H134V98L132 97V99H133V105H134L133 107L136 106V107H135V109H136V111H135V112H136V115H135V113H134L135 116H133V117L130 118L132 112H134V110H130V111H132V112L130 113V116H129V118H130L131 120H130L129 118H126L127 120H126L125 122H124V121H123V122H122V121H119V123H121V124L124 123V125L122 124V125H123V128H124V127L126 128V126H127V128L129 129L128 126H130V127L137 128L136 131H138V130L140 131V130L144 129L145 127L143 128V127H139V126H142V125L145 124V123L147 124V122H149L151 126H153V125H155V124H156V125H159V122H158V121H160V120H159L160 118L158 119V118L156 117V114L158 113V112H156V110L159 111L158 109L161 107V105L165 106V103H167V101H169V97L171 96V92H172V88L168 85L169 83H166V82L162 79V80L164 81V82H163ZM38 80H39V79H38ZM38 80H37V81H38ZM46 80H47V79H46ZM62 80H61V81H62ZM64 80H65V79H64ZM67 80H68V79H67ZM80 80H82V79H80ZM83 80H87V79L85 78V79H83ZM89 80H90V79H89ZM120 80H121V79H120ZM131 80H132V79H131ZM131 80H130V81H131ZM151 80H148V82L151 81ZM43 81H44V80H43ZM47 81H49V80H47ZM53 81H54V80H53ZM61 81H60V82H61ZM65 81H66V80H65ZM69 81L71 82V79H70ZM90 81L92 82V80H90ZM114 81H115V80H114ZM132 81H133V80H132ZM152 81H155V80H152ZM152 81H151V82H152ZM242 81H243V80H242ZM252 81H253V80H252ZM54 82H55V81H54ZM60 82H59V83H60ZM67 82H68V81H67ZM67 82H66V84H67ZM77 82H78V80H77ZM126 82H127V81H126ZM128 82H129V81H128ZM139 82H140V81H139ZM161 82H162V83H161ZM173 82H174V81H173ZM173 82H172V83H173ZM181 82H182V81H181ZM39 83H40V81L38 82V84H39ZM44 83H45V81H44ZM61 83H62V82H61ZM64 83H65V82H64ZM73 83H74V82H73ZM75 83H76V81H75ZM85 83H86V82H85ZM95 83H96V82H94L93 84H95ZM114 83H115V82H114ZM152 83H153V82H152ZM172 83H171L170 85H172ZM177 83H178V82H177ZM179 83H180V82H179ZM38 84H37V86H38ZM49 84H50V83H49ZM69 84H70V83H69ZM80 84H81V83H80ZM80 84H79V86H81ZM83 84H84V83H83ZM86 84H87V83H86ZM112 84H113V83H112ZM118 84H120V83H118ZM122 84H123V83H122ZM139 84H140V83H139ZM141 84H142V83H141ZM141 84L139 85V86H140V89L142 88V85H141ZM148 84H149V83H148ZM150 84H151V83H150ZM153 84H154V83H153ZM175 84H176V83H175ZM41 85H42V84H41ZM45 85H46V84H45ZM74 85H75V84H74ZM87 85H88V84H87ZM126 85H127V84H126ZM143 85H144V84H143ZM243 85H244V84H243ZM31 86H32V85H31ZM33 86H34V85H33ZM59 86H61V85H59ZM110 86H113V85H110ZM139 86L136 87V88H139ZM146 86H147V85H146ZM149 86H150V85H149ZM172 86H175V85H172ZM244 86H245V85H244ZM47 87H48V86H47ZM57 87H58V86H57ZM83 87H84V86H83ZM119 87H120V86H119ZM121 87H122V86H121ZM147 87H148V86H147ZM153 87H154V85H153ZM179 87H180V84H179ZM34 88H35V87H34ZM96 88H97V87H96ZM112 88L115 89L114 86H113ZM112 88H111V89H112ZM136 88H135V89H136ZM148 88H149V87H148ZM175 88H176V86H175ZM181 88L183 89V87H181ZM37 89H38V88H37ZM52 89H54V88H52ZM52 89H51V90H52ZM69 89H70V88H69ZM80 89H81V88H80ZM86 89H87V88H86ZM94 89H95V88H94ZM94 89H93V90H94ZM97 89H99V88H97ZM129 89H130V88H129ZM133 89H134V88H133ZM140 89H139V90H140ZM151 89H152V88H150V90H151ZM154 89H155V88H154ZM38 90H39V89H38ZM40 90H41V89H40ZM40 90H39V91H40ZM88 90H89V88H88ZM144 90H145V88H144V89H143V88L141 89V96L144 95V93H145ZM146 90H147V88H146ZM7 91H8V90H7ZM57 91H58V90H55V92H57ZM62 91H63V90H62ZM82 91H84V89H83ZM90 91H92V90H90ZM97 91H99V90H97ZM127 91H128V90H127ZM130 91H131V90H130ZM151 91H153V90H151ZM72 92H73V91H72ZM86 92H87V90H86ZM88 92H89V91H88ZM113 92H114V91H113ZM146 92H147V91H146ZM175 92H177V91L175 90ZM59 93H60V92H59ZM62 93H63V92H62ZM64 93H65V92H64ZM64 93H63V94H64ZM83 93H84V92H83ZM83 93H82V94H83ZM93 93H94V95H95V92H94V91H93ZM106 93H107V92H106ZM106 93H105L104 95H107ZM111 93H112V91H111ZM117 93H118V92H117ZM120 93H121V92H120ZM173 93H174V92H173ZM10 94H11V93H10ZM13 94H14V93H13ZM43 94H46V93H43ZM43 94H42V95H43ZM66 94L68 95V93H66ZM90 94H91V92H90ZM90 94H89L87 97H89ZM96 94H97V93H96ZM102 94H103V93H102ZM115 94H116V92H115ZM39 95H41V94H39ZM42 95H41V96H42ZM53 95H54V94H52V96H53ZM61 95H62V94H61ZM100 95H101V93L99 94V96H100ZM133 95H136V94H133ZM169 95H170V96H169ZM172 95H173V94H172ZM179 95H180V94H179ZM186 95H187V94H186ZM41 96H40V97H41ZM47 96H48V95H47ZM52 96H50V98H51ZM82 96H85V95H82ZM91 96H92V94H91ZM91 96H90V97H91ZM95 96H96V95H95ZM99 96H98V98H99ZM101 96H103V95H101ZM131 96H132V94H131ZM244 96H245V95H244ZM247 96H248V95H247ZM31 97H32V96H31ZM38 97H39V96H38ZM40 97H39V98H40ZM42 97H43V96H42ZM55 97H56V96H55ZM75 97H76V96H75ZM85 97H86V96H85ZM104 97H105V96H104ZM129 97H130V96H129ZM182 97H183V96H182ZM43 98H45V97H43ZM98 98H97L96 100H98ZM106 98H108V97H106ZM118 98H119V97H118ZM120 98H121V97H120ZM174 98H176V97H174ZM41 99H42V98H41ZM57 99H59V97H57ZM61 99H62V98H60V100H61ZM64 99H65V98H64ZM84 99H85V98H84ZM90 99H91V98H90ZM108 99H109V98H108ZM115 99H116V98H115ZM124 99H125V98H124ZM128 99H129V98H128ZM45 100H47V99H45ZM50 100H51V99H49V102H50ZM53 100H54V99L52 98L51 101H53ZM121 100H123V99H121ZM136 100H137V101H136ZM178 100H179V99H178ZM37 101H40V100H37ZM61 101H63V100H61ZM90 101H91V100H90ZM104 101H105V100H104ZM113 101H114V100H113ZM179 101H180V100H179ZM33 102H34V101H33ZM42 102H43V101H41V103H42ZM46 102H48V100H47ZM55 102H56V103H55ZM59 102H60V101H55V100H54V103L57 104L58 106H59V104H58ZM98 102H99V101H98ZM107 102L109 103V101H107ZM116 102H117V101H116ZM131 102H132V101H131ZM134 102H137V104L134 103ZM149 102H150L151 104H150ZM158 102H159V106H160L159 108H157ZM174 102H175V100H174ZM34 103H35V102H34ZM50 103H52V105L54 104L53 102H50ZM63 103H65V101H64ZM66 103H67V101H66ZM95 103H96V102H95ZM110 103H111V102H110ZM112 103H113V102H112ZM112 103H111V104H112ZM140 103H141V102H140ZM242 103H243V101H242ZM37 104H38V103H37ZM68 104H70V103H68ZM68 104H67V105H68ZM88 104H89V103H88ZM128 104H129V103H128ZM128 104H127V105H128ZM149 104H150V105H149ZM168 104H169V103H168ZM178 104H179V103H178ZM182 104H183V103H182ZM250 104H251V103H250ZM256 104H257V102H256ZM43 105H44V104H43ZM46 105H47V104H46ZM63 105H64V104H63ZM67 105H66V108H67ZM81 105H82V103H81ZM120 105H121V104H120ZM130 105H131V104H130ZM169 105H170V104H169ZM247 105H248V104H247ZM30 106H31V105H30ZM55 106H56V105H55ZM95 106H96V105H95ZM102 106H104V105H102ZM146 106H149V108H151V113H152L153 115L150 113V114H147V116H145V115H146V112H144V110H145V108H147ZM179 106H180V105H179ZM219 106H220V104H219ZM250 106H251V105H250ZM250 106H249V107H250ZM32 107H33V106H32ZM44 107H45V106H44ZM60 107H62V105H61ZM99 107H100V106H99ZM131 107H132V106H131ZM131 107H130V108H131ZM143 107H144V108H143ZM54 108H55V107H54ZM54 108H53V109H54ZM56 108H57V107H56ZM70 108H71V107H70ZM130 108H129V109H130ZM174 108H175V106H174ZM253 108H254V107H253ZM32 109H33V108H32ZM36 109H37V108H36ZM47 109H48V108H46V111H47ZM58 109L61 110V108H59V107H58ZM86 109H87V108H86ZM106 109H108V108H106ZM106 109H105V110H106ZM123 109H124V108H123ZM123 109H122V111H123ZM125 109H126V107H125ZM125 109H124V110H125ZM40 110H42V109H40ZM43 110H44V109H43ZM48 110H49V109H48ZM50 110H51V109H50ZM50 110H49V111H50ZM66 110H67V109H66ZM101 110H103V109H101ZM163 110H164V109H163ZM163 110H162V111H163ZM166 110H167V109H166ZM171 110H172V109H171ZM246 110H247V108H246ZM51 111H52V110H51ZM57 111H58V110H57ZM61 111H62V110H61ZM68 111H69V110H68ZM68 111H67V112H68ZM75 111H76V110H75ZM88 111H89V110H88ZM127 111H128V110H127ZM127 111H126V112H127ZM162 111H161V112H162ZM164 111H165V110H164ZM164 111H163V112H164ZM43 112H44V111H43ZM52 112H53V111H52ZM55 112H56V111H55ZM55 112H54V114H55ZM96 112H97V111H96ZM103 112H105V111H103ZM123 112H124V111H123ZM153 112H154V113H153ZM172 112H174V111H172ZM60 113H62V112H60ZM97 113H98V112H97ZM187 113H188V115L190 116V114L193 113V112H192V109H188V112H187ZM100 114H101V113H100ZM105 114H106V113H105ZM113 114H114V113H113ZM120 114H122V113L120 112ZM47 115L49 116V114H47ZM57 115H60V114H57ZM57 115H56V116H57ZM64 115H65V114H64ZM64 115H63V116H64ZM87 115H88V114H87ZM125 115H126V114H125ZM137 115H138V116H137ZM157 115H158V114H157ZM170 115H171V114H170ZM52 116H53V115H52ZM54 116H55V115H54ZM56 116H55V118H56ZM65 116L67 117L68 115H65ZM120 116H121V115H120ZM122 117L125 118V117H124V114H123ZM158 117H159V116H158ZM61 118H62V115H61ZM64 118H65V117H64ZM106 118H107V119H106ZM112 118H113V117H112ZM123 118H120V120H121V119L123 120ZM57 119H58V118H57ZM65 119H67V118H65ZM99 119H100V118H99ZM105 119H106V121L104 120V122H101L102 124H104V126H106V127H107V126H108V127H111L112 124H114V122L112 123L111 121H109V120H111L110 115H109V117H108V114H107V117H105ZM161 119H162V118H161ZM58 120L61 122L60 118H59ZM124 120H125V119H124ZM129 120H130V121H129ZM157 120H158V121H157ZM177 120H178V119H177ZM66 121H67V120H66ZM66 121H63V122H66ZM98 121H99V120H98ZM99 122H100V121H99ZM66 123H67V122H66ZM66 123H65V124H66ZM151 123H152L153 125H152ZM157 123H158V124H157ZM160 123H161V122H160ZM191 123H192V125H194V124L196 123V121H193V119H190L187 123L182 122V130H181V135H180L179 137H176V136H175L174 138H169L167 141H166V139H165L166 142H165V144H164V146H163V150H162L163 152H162V153L158 156V158L154 161L155 163L152 162V163L150 164L149 169H148V173L151 172V174H152V173L154 172V170L156 169V164H158V161H160L161 159L163 160V159L166 158V157H169V156H170L169 154H170L171 152L175 151L177 148L182 149V148L185 147V145H187L188 143L194 142V141H191V140H192V136H191V139H190V132H191V131H190V127H189V126H192ZM99 124H100V123H99ZM102 124H101V125H102ZM115 124H116V123H115ZM121 124H119V125L122 126ZM183 124H184V125H183ZM215 124H216V123H212L210 126L207 125L206 127H207V128H210V127H213ZM48 125H49V124H48ZM101 125H100V126H101ZM116 125H117V124H116ZM119 125H118V126H119ZM49 126H50V125H49ZM70 126H71V125H70ZM47 127H48V126H47ZM50 127H51V126H50ZM161 127H162V126H161ZM233 127H234V126H233ZM236 127H237V126H236ZM53 128H55V127H52V129H53ZM69 128H70V127H69ZM76 128H77V126H76ZM127 128H126V129H127ZM157 128H158V127H157ZM71 129H72V128H71ZM73 129H74V128H73ZM170 129H172V126L170 127ZM175 129H176V128H175ZM121 130H122V129H121ZM134 130H135V129H134ZM134 130H133V132H134ZM147 130H148V129L145 128V130H143L144 133H145V131H147ZM62 131H63V130H62ZM112 131H113V130H112ZM117 131H118V130H117ZM122 131H123V130H122ZM124 131L127 132L128 130H124ZM124 131H123V133H125ZM130 131H131V130H130ZM130 131H129V132H130ZM143 131H142V132H143ZM77 132H78V131H77ZM80 132H81V131H80ZM114 132H115V131H114ZM114 132H113V133H114ZM131 132H132V131H131ZM142 132H136V133H138V134L140 133L139 137H138V134H137L136 136L134 135V133H133V135L130 134V135H131L130 138H131L132 136H134V138H135V139L133 138L134 141L129 139L131 142L134 143V144L132 145L131 142L129 141V143L132 145V146L129 145V147H128V148H129L128 150H132V151H130L131 156L136 155V154L138 153V151H139L140 149H142V148L145 146V143H144L143 141H146V140L149 138V136H150V135H146V136H148V138H145L146 136H144V134H142ZM81 133H82V132H81ZM83 133H84V132H83ZM108 133H109V132H108ZM115 133H116V132H115ZM117 133L119 134V132H117ZM146 133H147V132H146ZM114 135H115V134H114ZM119 135H120V134H119ZM151 135H152V134H151ZM112 136H113V135H112ZM112 136H111V137H112ZM115 136H117V135H115ZM237 136H238V135H237ZM58 137H59V136H58ZM88 137H89V136H88ZM109 137H110V136H109ZM137 137H138V138H137ZM239 137H240V136H239ZM112 138H113V137H112ZM119 138H120V137H119ZM235 138H236V137H235ZM72 139H73V138H72ZM75 139H76V138H75ZM154 139H155V138H154ZM161 139H163V138H161ZM193 139H194V138H193ZM235 140H236V139H235ZM126 141H127V140H126ZM135 141H136L137 143H135ZM147 141H149V140H147ZM147 141H146V144H149L150 141H149L148 143H147ZM157 141H159V140H157ZM207 141H208V142H207ZM121 142H122V141H121ZM142 142H143L144 144H143ZM205 142H207V143L205 144L206 149H209V148L214 147V144H212V141L206 140ZM220 142H221V141H220ZM239 142H240V141H239ZM77 143H78V142H77ZM116 143H117V142H116ZM127 143H128V141H127ZM129 143H128V144H129ZM151 143H153V142H151ZM151 143H150V144H151ZM163 143H164V142H163ZM163 143H162V144H163ZM195 143H197V142H195ZM141 144H143L144 146L141 145ZM150 144H149V145H150ZM46 145H47V144H46ZM48 145H50V144H48ZM54 145H55V144H54ZM122 145H123V144H122ZM149 145H148V148H150V146L153 145V144H151L150 146H149ZM158 145H159V143H158ZM195 145H196V144H195ZM52 146H53V145H52ZM153 147H157V146L154 145ZM153 147L151 146L150 149H152ZM43 148H44V147H43ZM119 148H120V147H119ZM136 148H137V149H136ZM138 148H139V150H138ZM146 148H147V146L145 147V149H146ZM46 149H47V148H46ZM50 149H52V148H50ZM55 149H56V148H55ZM143 149H144V148H143ZM153 149H154V148H153ZM184 149H188V148H184ZM125 151L127 152V148H126ZM140 151H141V150H140ZM143 151H144V150H142L141 152H143ZM146 151H148V149H147ZM146 151H145V153H146ZM80 152H81V151H80ZM128 152H129V151H128ZM148 152H149V151H148ZM150 152H151V150H150ZM134 153H135V154H134ZM143 153H144V152H143ZM143 153H141V154L143 155ZM152 153H153V152H152ZM82 154H83V153H82ZM137 155H138V154H137ZM137 155H136V156H137ZM146 155H147V154H146ZM146 155H145V156H146ZM71 156H72V155H71ZM79 156H80V155H79ZM140 156H141V155H140ZM140 156H139V157H140ZM151 156H152V155H151ZM54 157H55V156H54ZM73 157H74V156H73ZM137 157H138V156H137ZM137 157H136V158H137ZM139 157H138V158H139ZM146 157H148V156H146ZM39 158H40V157H39ZM133 158H134V157H133ZM138 158H137V159H138ZM141 158H142V157H141ZM141 158H140V159H141ZM35 159H36V158H35ZM35 159H34V160H35ZM84 159H85V158H84ZM131 159H132V158H131ZM197 159H198V156H197V155L192 154V153L189 152V154H188V156H187V159H186L184 162H185L188 166H189V165L191 166V165L194 164V162H195ZM38 160H39V159H38ZM42 160H43V159H42ZM42 160H41V161H42ZM54 160H56V159H54ZM57 160H58V159H57ZM86 160H87V158H86ZM39 161H40V160H39ZM42 162H43V161H42ZM44 162H45V161H44ZM77 162H78V161H77ZM79 162H80V161H79ZM133 162H134V161H133ZM34 163L36 164V161H34ZM180 163H182V162H180ZM38 164H39V163H38ZM52 164H53V163H52ZM85 164H86V163H85ZM49 165H50V164H49ZM82 165H84V164H82ZM129 165H130V164H129ZM41 166H42V165H41ZM78 166H79V165H78ZM94 166H95V165H94ZM51 167H52V166H51ZM73 167H74V166H73ZM35 168H36V166H35ZM39 168H40V166H39ZM97 168L100 169V167H97ZM133 168H134V167H133ZM44 169H45V168H44ZM42 170H43V169H42ZM47 170H48V169H47ZM81 170H83V169H81ZM84 170H85V169H84ZM129 170H130V169H129ZM44 171H45V170H44ZM44 171H43V172H44ZM87 171H88V170H87ZM100 171H101V169H100ZM131 171H132V170H131ZM135 171H136V170H135ZM85 172H86V171H85ZM98 172H99L98 170H96V172H95V171H94V172L91 171V172H88V174H86V177H85V176H82V177H83V178L85 177V178H87L88 180L90 179L89 177L92 176V175H93L94 177H96V178H97V177H98V178H102V176H103L104 173H105V172H103V168H102V171H101L102 174H101V172H100V174H99ZM117 172H118V171H117ZM179 172H180V171H179ZM77 173H78V172H77ZM80 173H81V172H80ZM89 173H90L91 175H90ZM95 173H96V174H99V176H101V177H99L98 175H97V176L94 175ZM130 173H131V172H130ZM41 174H42V173H41ZM43 174H44V173H43ZM68 174H69V173H68ZM134 174H135V173H134ZM145 174H147V173H145ZM34 175H35V174H34ZM48 175H50V174L48 173ZM87 175H88V177H87ZM105 175H106V174H105ZM105 175H104V176H105ZM127 175H129V174H127ZM41 176H42V175H41ZM77 176H78V175H77ZM104 176H103V177H104ZM106 176H107V175H106ZM145 176H146V175H145ZM180 176H181V175H179V177H180ZM49 177H50V176H49ZM75 177H76V176H75ZM94 177H93V178L91 177L90 180L93 181ZM36 178H39V177H36ZM83 178H82V179H83ZM85 178H84V180H85L86 183H84V184H86V185L88 184V185H87V186H88L87 188L90 187V189H88V192L91 191V189H92L93 186H94V188H93L94 190H92V192H93V191L96 192V193H94V192H93V193H91V192L89 193V194L91 195V196H90L91 201H92V198H91V197H92L94 194L97 195V194H99V193H101V195L103 194V195L101 196V198L103 197V198H102L103 200H101V201H105V200H107V201L109 202V201H112L111 198H116V196H117V189H118V188H117V186L115 187V186L113 185V183L110 184V182H115V183H117V182L119 181V178L116 179V178L113 177V176H112V177L107 176L106 178L104 177L103 179L105 180V181H104L105 183L101 181L102 179L100 180V179L97 178L96 181H97V183H98V187L96 186L97 183H92L91 181H86L87 179H85ZM145 178H146V177H145ZM44 179H45V178H44ZM121 179H122V178H121ZM35 180H36V179H35ZM38 180H40V179H38ZM71 180H72V179H71ZM84 180H82V181L84 182ZM98 180H99L100 182H102V184H101V183L99 184ZM48 181H49V180H48ZM51 181H52V180H51ZM64 181H66V180H64ZM96 181H95V182H96ZM116 181H117V182H116ZM126 181H127V183H128V180H126ZM130 181H131V182H130ZM130 181H129V183H134L132 180H130ZM39 182H40V181H39ZM49 182H50V181H49ZM78 182H80V179H78ZM83 182H80V183H78V184H82ZM88 182H89V183H88ZM93 182H94V181H93ZM37 183H38V182H37ZM73 183H74V181H73ZM103 183H104V184H103ZM137 183H138V182H137ZM76 184H77V183H76ZM92 184H93V186L91 187ZM94 184H95V185H94ZM74 185H75V184H74ZM86 185L84 186V188H86ZM89 185H90V186H89ZM36 186H37V184H36ZM78 186H79L80 188L82 187L81 185H78ZM78 186H77V187H78ZM100 186H101V187L103 186V188H101ZM48 187H49V186H48ZM79 187H78V188H79ZM130 187H133V185H132V186L130 185ZM30 188H31V187H30ZM30 188H29V189H30ZM84 188H82L83 191H84ZM87 188H86V189H87ZM32 189H33V188H32ZM82 189H81V190H82ZM133 189H134V188H133ZM49 190H50V188H49ZM89 190H90V191H89ZM28 191H29V190H28ZM36 191H38V190H36ZM50 191H51V190H50ZM86 192H87V191H86ZM88 192H87V194L83 193V195L85 194V196H86L85 198H87ZM30 193H31V192H30ZM34 193H35V192H34ZM106 194L109 196V197H108V196L106 197L107 199H105V197H104V196H106ZM95 195H94V196H95ZM25 196L28 197V195H25ZM94 196H93V197H94ZM120 196H121V195H120ZM97 197H98V196H97ZM47 198H48V195H47ZM53 198H54V197H53ZM98 198H100V197H98ZM108 198H110V200H109ZM27 199H28V198H27ZM33 199H34V198H33ZM85 200H86V199H85ZM138 200H139V199H138ZM52 201H53V200H52ZM101 201H100V202H101ZM100 202H98V203H100ZM108 202H107V203H108ZM107 203L105 202L104 204H107ZM110 203H111V202H110ZM53 204H54V203H53ZM86 204H87V203H86ZM90 204H91V203H90ZM40 205H41V204H40ZM87 205H88V204H87ZM99 205H100V204H99ZM102 205H103V204H102ZM108 205H109V204H108ZM50 206H51V205H50ZM91 206H92V205H91ZM95 206H96V205H95ZM97 206H98V205H97ZM41 207H42V206H41ZM105 207H106V206H105ZM93 208H94L96 211H98L97 209H99V206H98V208H95V207H93ZM46 209H47V208H46ZM94 209H93V211L95 212ZM102 209H103V208H102ZM100 210H101V209H100ZM50 211H51V210H50ZM31 212H32V211H31ZM77 212H78V211H77ZM51 213H52V212H51ZM78 213H79V212H78ZM99 213H100L99 215H101V212H99ZM45 214H46V213H45ZM78 215H79V214H78ZM78 215H77V217H78ZM95 215H97V214H95ZM101 216H103V215H101ZM106 216H107V214H106ZM77 217H76V218H77ZM79 217H80V216H79ZM83 217H84V216H83ZM95 217H96V216H95ZM104 217H105V216H104ZM112 217H113V216H112ZM81 218H82V216H81ZM84 218H85V217H84ZM77 219H78V218H77ZM82 219H83V218H82ZM89 219H90V218H89ZM84 220H85V219H84ZM87 220H88V219H87ZM99 220H100V219H99ZM76 221H77V220H76ZM88 221H89V220H88ZM92 222H93V220H92ZM83 223H84V222H83ZM10 224H11V223H10ZM97 224H98V223H97ZM14 226H15V225H14ZM101 227H102V226H101ZM7 228H8V227H7ZM41 228H42V227H41ZM9 231H10V230H9ZM84 231H85V230H84ZM92 231H93V230H92ZM6 232H7V231H6ZM89 232H90V231H89ZM11 233H12V232H11ZM84 233H85V232H84ZM81 234H82V233H81ZM91 234H92V232H91ZM93 234H94V233H93ZM93 234H92V235H93ZM95 234H96V233H95ZM92 235H91V236H92ZM100 235H102V234H100ZM85 236H86V235H85ZM93 236H94V235H93ZM95 236H96V235H95ZM95 236H94V237H95ZM99 237H100V236H99ZM88 238H90V237H88ZM92 238H93V237H92ZM12 239H13V238H12ZM96 239H97V238H96ZM90 240H91V239H90ZM95 241H96V240H95ZM19 249H20V248H19ZM8 257H9V256H8ZM8 260H9V259H8Z\"/></svg>",
	"mask_w": 264,
	"mask_h": 264
}]
</instances>
